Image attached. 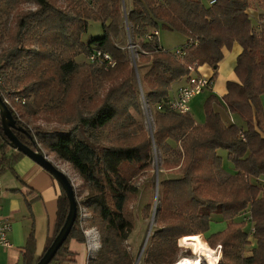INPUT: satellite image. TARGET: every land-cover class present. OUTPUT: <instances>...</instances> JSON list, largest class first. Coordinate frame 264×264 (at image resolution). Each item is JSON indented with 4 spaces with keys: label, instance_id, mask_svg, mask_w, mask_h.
<instances>
[{
    "label": "trees",
    "instance_id": "trees-1",
    "mask_svg": "<svg viewBox=\"0 0 264 264\" xmlns=\"http://www.w3.org/2000/svg\"><path fill=\"white\" fill-rule=\"evenodd\" d=\"M82 1L0 0V41H6L0 55L3 89L12 88L18 97L31 101L37 114L56 113L70 127L33 135L12 113L16 122L12 133L29 149L39 150L38 143L68 164L85 191L79 201L74 189L76 220L49 264H75L69 244L86 243L82 209L100 240L98 254L89 264H134L123 244L134 229L130 205L137 189L133 181L151 170L152 140L133 116L141 113L134 72L125 52L116 45L126 1L130 3L127 22L142 51L138 60L147 65L139 81L147 103L154 108L153 142L164 156L165 170L173 167L167 155H176L180 162L179 177L159 183L158 230L148 239L143 264H175L177 241L180 247L181 243L188 246L184 242L189 236L210 231L213 218L226 226L206 239L212 249L220 246L222 256L217 264H264V116L260 101L264 94V0H214L211 6L201 0ZM253 4L258 17L248 13ZM25 5H33L35 11H23ZM7 15H11L9 25L7 19L3 21ZM89 22L101 24L102 36L83 42ZM150 31L176 33L185 41L195 39L197 46L179 62L161 49L158 37L144 40ZM235 44L241 48L234 68L237 82L226 83L221 100L244 128L222 122L214 110L219 104L214 96L203 104L202 125L195 123L190 112L180 115L155 110L169 97L171 85L185 79L188 65L210 67L214 71L210 81L214 82L222 51H231ZM94 51L108 55L115 65L75 62L78 56L89 57ZM100 81L108 88L95 97ZM20 107L15 105L16 110ZM0 141L1 149L9 146L1 126ZM171 143L179 144L180 151ZM220 151L226 152V159ZM223 159L232 166L231 171ZM68 210L63 192L44 253ZM148 210L147 206L143 212L147 215ZM245 214L250 223L234 221ZM251 227L254 247L245 257ZM40 258L35 261L26 256L24 264H37Z\"/></svg>",
    "mask_w": 264,
    "mask_h": 264
},
{
    "label": "crops",
    "instance_id": "crops-1",
    "mask_svg": "<svg viewBox=\"0 0 264 264\" xmlns=\"http://www.w3.org/2000/svg\"><path fill=\"white\" fill-rule=\"evenodd\" d=\"M248 13L258 17V13L254 10H249ZM160 33L158 32V36ZM182 39L180 45L185 42L183 36ZM161 49L165 50L162 46ZM222 52L223 60L216 70V80L206 91L201 104L197 103L196 98L190 103L189 114L197 125H202L205 121L203 104L209 96H214L219 101V104L214 106V110L220 115L222 122L227 126L236 124L244 128L245 125L239 117L230 114L221 100L226 94V83L237 82L234 68L241 48L235 44L231 51L224 49ZM200 73L210 79L214 71L204 65L200 67ZM182 84V82L173 83L169 96H173ZM260 101L264 116V94L260 97ZM194 115H197V120ZM2 146L3 143L0 141V217L7 218L11 222V232L8 235L11 248L0 249V264H24L26 256L37 261L43 255L47 242L53 234L58 200L63 190L57 179L34 161L23 155L18 156V152L9 146L1 149ZM226 164L228 163H224L225 168L231 171L232 166ZM260 182L262 183L261 180ZM221 225L226 228L225 223ZM84 233L85 244L74 241L69 244V250L75 254V264H89V259H94L99 251L97 231L87 227Z\"/></svg>",
    "mask_w": 264,
    "mask_h": 264
},
{
    "label": "rangeland",
    "instance_id": "rangeland-1",
    "mask_svg": "<svg viewBox=\"0 0 264 264\" xmlns=\"http://www.w3.org/2000/svg\"><path fill=\"white\" fill-rule=\"evenodd\" d=\"M202 1L204 5L206 6L208 5V0H202ZM126 5L127 7L124 6L125 12H128L130 8V3L126 1ZM253 6H254L253 10L259 13V11L256 10L255 8L257 6L255 4H253ZM22 9L25 12L35 11V7L33 5H25L23 6ZM5 19H7V24L9 25V22L11 20V15L5 16L3 18V21H5ZM255 28L258 30L256 23H255ZM152 32L153 31H150V33ZM101 36H102L101 24L95 23V22H89L87 34L83 35L81 40L83 42H86L88 38L90 37H101ZM158 40H159L160 46H162L168 52H172L183 41L182 36L176 33H168L167 31H161V33L158 36ZM5 43L6 41H0V55H1V50H3L6 47ZM116 45L118 48H120L122 51L125 52L127 59L129 61V64L134 72L133 82H134L136 91L139 96L141 113L140 115H136L133 113V116L137 122L142 124L146 133L150 135V130L152 131V133L154 130V125H153L154 108L150 107L149 104L147 103V100L144 97L143 90H142V87L139 81V75L144 73V71L147 68V65H143L142 63H139L138 56L139 54L142 53V51L138 45V42L133 39L131 27L129 26L128 23L125 22V19H123L120 37L116 41ZM75 62L79 65L81 64L93 65V64H90V62L88 61V57L83 56V55L78 56L75 59ZM107 88H108L107 83L102 82V81L98 82L97 89L94 93V96L95 97L102 96L104 92L107 90ZM6 91L16 93V91H14L10 87L7 88ZM205 96H206V91L203 92L201 95L197 96L196 97L197 103L201 104V101L204 99ZM17 115L20 118L22 125L25 128H27L33 135H36L38 132H44V133L50 132L51 130L67 131L70 128L69 126L64 124L63 120L60 121V116H58L56 113L37 114L30 100L29 101L27 100V104L23 108L18 109ZM194 116H195V120H197L198 119L197 115H194ZM104 137L105 135L101 136L102 139H104ZM35 142L37 143L36 140ZM170 145L176 152L180 151L179 144L176 145L174 143H171ZM37 146L40 152L46 155L48 160L53 165H55L58 169L60 168V170L64 172V174L67 176V178L72 183L73 188L76 190L77 200L81 201L85 196V191L81 187L82 185L81 180L74 173L72 168L68 164H65L64 162L60 161L52 153L46 150H43L42 147H40L38 143H37ZM219 153L224 159H226L225 151H220ZM151 157H152L151 170L143 174L142 176H140L135 181H133L134 187L137 189L136 199H134V201L130 205L131 211L135 217L134 229L127 236V240L123 244V246L128 251V253H130V255L132 256L134 260V264H143V252H144L145 247L148 244L147 239H149V237L156 230H158V226L156 225V212L159 207V183L165 180H173L179 177L178 167H179L180 162H178V158L176 155H173V154L167 155V159L169 163H171L173 166L170 170H165L163 168L162 165H163L164 156L162 152L155 145H153V143H152V148H151ZM224 159H223L224 163H229V162H226V160ZM227 165L228 164H226V166ZM147 206L149 207V210H148V214L146 215L145 212H143V210ZM81 212H82V219L84 220L83 227L84 229H86L87 227H90L89 226L90 216L85 211V209H82ZM241 217L242 216H238L237 218H235L234 221L236 223L242 220L244 221V218L242 217L241 219ZM211 221H212V225H211L210 231L203 235H197L204 242H206V239L210 235L219 233V232L221 233L224 231V225H221L222 223L220 222L219 219L213 218ZM216 227H222V228H216ZM99 241L100 240H99V235H98V243H99V248H100ZM178 241H177V247L179 248V252L176 256V260H179L183 257L194 258L191 245L186 244L184 242L189 247L183 245L182 243H181L182 247H180ZM249 243L250 244L243 251V255L245 257L251 254V251L254 247V240H252V237H249ZM219 249H220L219 245H216V247L213 248V250L217 252L219 256V260H220L222 253L220 252L221 250ZM202 263L206 264L205 262H202Z\"/></svg>",
    "mask_w": 264,
    "mask_h": 264
},
{
    "label": "built area",
    "instance_id": "built-area-1",
    "mask_svg": "<svg viewBox=\"0 0 264 264\" xmlns=\"http://www.w3.org/2000/svg\"><path fill=\"white\" fill-rule=\"evenodd\" d=\"M87 1V0H83ZM209 6L214 4V0L208 2ZM158 37V32L153 31L146 37V41L149 42L152 40V37ZM197 46L195 39H188L179 47H176L172 52H169L172 57L179 61L183 62L188 51ZM88 61L90 64L104 66V67H113L115 63L111 58L99 51H94L89 57ZM182 85L178 88L173 96H169L166 101L159 104L156 107L158 112H171L180 115L188 114L190 112V103L203 92L208 91L212 83L210 79L204 77L200 73V67L198 64L194 63L187 66V76L182 80ZM0 97L3 104L7 109L15 115L18 121L20 118L17 115V110L15 109L16 104L25 106L27 100L24 98L18 97L14 92H7L3 89V80L0 74ZM44 155V154H43ZM46 156V155H45ZM47 157V156H46ZM244 221L246 223L251 222V218L248 214H245ZM11 232V222L7 218L0 217V249L7 250L11 248V244L8 240V235ZM255 233L254 228H250L249 237H253ZM220 250V249H219ZM93 258H90L92 260Z\"/></svg>",
    "mask_w": 264,
    "mask_h": 264
},
{
    "label": "water",
    "instance_id": "water-1",
    "mask_svg": "<svg viewBox=\"0 0 264 264\" xmlns=\"http://www.w3.org/2000/svg\"><path fill=\"white\" fill-rule=\"evenodd\" d=\"M123 12H124L125 22L128 23L124 6H123ZM0 126L3 130L5 137L9 141V147L16 150L18 153L22 154L23 156L28 157L36 164H38L41 168H43L48 173H50L53 177H55L59 182L66 198L69 201L68 214L66 216L62 228L58 232L57 236L54 238L49 248L45 251L43 256L37 262V264H49L52 261V259L55 257L58 250L62 247L64 242L67 240L71 232V229L74 225V222L76 220L77 203H76L74 188L70 180L67 178V176L55 165H53L45 155H43L39 150L33 151L29 149L28 147L21 144L17 140V138L12 133V131H14L16 128V122L11 112L3 104L1 97H0ZM149 136L152 140L153 145H155L153 142L151 130Z\"/></svg>",
    "mask_w": 264,
    "mask_h": 264
},
{
    "label": "bare ground",
    "instance_id": "bare-ground-1",
    "mask_svg": "<svg viewBox=\"0 0 264 264\" xmlns=\"http://www.w3.org/2000/svg\"><path fill=\"white\" fill-rule=\"evenodd\" d=\"M185 243L191 245L194 258L183 257L175 264H203L202 262L216 264L219 261L217 252L211 249L199 236H189Z\"/></svg>",
    "mask_w": 264,
    "mask_h": 264
}]
</instances>
